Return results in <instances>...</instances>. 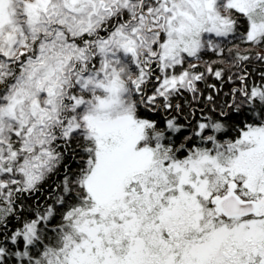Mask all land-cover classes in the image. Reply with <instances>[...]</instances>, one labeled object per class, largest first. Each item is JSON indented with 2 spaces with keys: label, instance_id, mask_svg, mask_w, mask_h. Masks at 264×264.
Segmentation results:
<instances>
[{
  "label": "snow or ice",
  "instance_id": "obj_1",
  "mask_svg": "<svg viewBox=\"0 0 264 264\" xmlns=\"http://www.w3.org/2000/svg\"><path fill=\"white\" fill-rule=\"evenodd\" d=\"M0 264H264V0H0Z\"/></svg>",
  "mask_w": 264,
  "mask_h": 264
}]
</instances>
